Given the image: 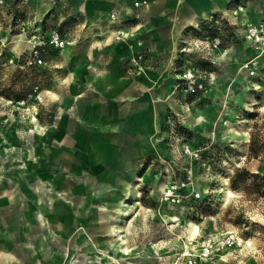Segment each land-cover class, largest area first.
I'll use <instances>...</instances> for the list:
<instances>
[{"label": "crops", "instance_id": "crops-1", "mask_svg": "<svg viewBox=\"0 0 264 264\" xmlns=\"http://www.w3.org/2000/svg\"><path fill=\"white\" fill-rule=\"evenodd\" d=\"M134 1L84 0L87 26L68 47L69 91L58 88L51 122L42 114L37 124L23 115L18 127L10 117L3 123L0 264H59L111 236L121 204L166 156L168 124L184 116L187 97L175 70L192 54L182 52L191 27L235 0H148L139 10ZM112 12L123 22H108ZM119 29L128 37L118 43L112 32ZM138 52L150 63L131 73L128 59Z\"/></svg>", "mask_w": 264, "mask_h": 264}, {"label": "rangeland", "instance_id": "rangeland-1", "mask_svg": "<svg viewBox=\"0 0 264 264\" xmlns=\"http://www.w3.org/2000/svg\"><path fill=\"white\" fill-rule=\"evenodd\" d=\"M41 1L0 2V134L7 117L13 127L21 115L37 124L43 114L49 124L58 88L69 91L63 76L73 63L68 47L87 26L84 0ZM213 19L225 24L219 32L225 38L226 29L235 30L218 59L204 60L212 92L194 105L187 99L183 118H172L166 156L151 163L121 204L111 236L59 264H189L187 247L196 264H264V57L245 67L256 50L241 33L243 24L264 21V0H235ZM54 31L67 41L64 48L50 45ZM35 43L42 64L35 62ZM29 93L36 107L17 108ZM171 183L185 195L180 203L163 198ZM192 225L198 229L191 236ZM205 239L217 243L207 257L200 249Z\"/></svg>", "mask_w": 264, "mask_h": 264}, {"label": "built area", "instance_id": "built-area-1", "mask_svg": "<svg viewBox=\"0 0 264 264\" xmlns=\"http://www.w3.org/2000/svg\"><path fill=\"white\" fill-rule=\"evenodd\" d=\"M3 2V0H0ZM150 3L148 0H136L133 2V7L135 10L146 9L149 8ZM242 10V7H239ZM236 13V11L234 12ZM108 22L116 23L123 22L118 13L112 12L107 17ZM207 28L201 29L200 25L198 28L194 29L193 37L189 39L186 43L188 47H185L182 52L186 50L190 51L192 54L200 55L202 61L191 62L189 59L184 57H180L176 61V77L179 80L178 87L183 89L187 99L192 97L194 100H202L206 99L209 96L210 88L209 82H211L210 76L212 68L210 65L204 63V60L210 61L213 63L215 59L224 52V45L228 42H232L233 36L231 33L235 30L232 27L226 29V33H230V37L225 38L222 32L225 24L222 21L217 19L210 18L206 20ZM216 31L218 33H216ZM113 40L116 42H123L128 37V34L124 29L115 30L112 32ZM241 33L248 43L253 44L256 55L253 57L252 61L246 64L245 67H249V64H256L257 60L261 57H264V21L259 22H247L241 26ZM35 36V35H34ZM50 45L55 49H62L67 45V41L63 38V36L54 31L49 37ZM41 43H35V47L39 46ZM34 59L35 62L42 64L43 59L40 55V50L35 48L34 50ZM179 61V62H178ZM150 63V59L145 52H138L133 54L128 59V69L131 73H136L143 71L148 68ZM254 64V65H255ZM252 66H250L251 68ZM253 71H251V74ZM34 101L33 93L27 94L25 97L21 99H17L15 101L16 107L19 109H26L32 106V102ZM35 108L36 106H32ZM38 114V111L37 113ZM198 196V194H197ZM163 198L167 202L172 203H180L182 199L185 198L184 194L180 193V187L176 183H171L164 191ZM217 243L212 239H205L201 241L200 249L201 254L204 257H207L211 254L214 246ZM193 247H187L185 249L184 255L188 258L189 264H196V259Z\"/></svg>", "mask_w": 264, "mask_h": 264}, {"label": "trees", "instance_id": "trees-1", "mask_svg": "<svg viewBox=\"0 0 264 264\" xmlns=\"http://www.w3.org/2000/svg\"><path fill=\"white\" fill-rule=\"evenodd\" d=\"M200 28H201V29H205V28H207L206 21L201 22ZM194 29H195V28L191 27V30H194ZM216 33H218V32L216 31ZM178 62H179V61H178ZM191 98H192V97H191ZM188 99H190V98H188Z\"/></svg>", "mask_w": 264, "mask_h": 264}, {"label": "bare ground", "instance_id": "bare-ground-1", "mask_svg": "<svg viewBox=\"0 0 264 264\" xmlns=\"http://www.w3.org/2000/svg\"><path fill=\"white\" fill-rule=\"evenodd\" d=\"M197 229H198L197 226L192 225V229L190 230V235H191V236L194 235Z\"/></svg>", "mask_w": 264, "mask_h": 264}]
</instances>
